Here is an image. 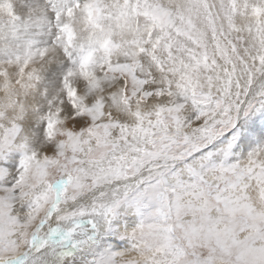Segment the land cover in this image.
<instances>
[{
  "label": "snow or ice",
  "instance_id": "6c2138e0",
  "mask_svg": "<svg viewBox=\"0 0 264 264\" xmlns=\"http://www.w3.org/2000/svg\"><path fill=\"white\" fill-rule=\"evenodd\" d=\"M0 264H264V0H0Z\"/></svg>",
  "mask_w": 264,
  "mask_h": 264
}]
</instances>
